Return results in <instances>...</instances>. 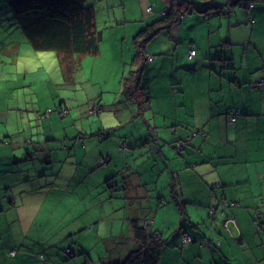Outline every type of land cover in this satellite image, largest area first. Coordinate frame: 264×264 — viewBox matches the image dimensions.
Listing matches in <instances>:
<instances>
[{"label":"crops","instance_id":"0c3cea01","mask_svg":"<svg viewBox=\"0 0 264 264\" xmlns=\"http://www.w3.org/2000/svg\"><path fill=\"white\" fill-rule=\"evenodd\" d=\"M89 1L94 14L102 9L101 0ZM106 5L112 8L121 5L125 17L128 15L130 18L128 20L144 24L159 15L158 11L169 8L172 0H106ZM148 5L152 6V12L146 11ZM233 11L234 17L229 14L226 20L223 15L227 12L210 15L191 9L184 13L179 23L162 29L145 43V50L152 58L146 60L141 74L144 88L151 97L141 113L135 101L128 99L123 103L125 96L120 85L121 75L126 71V67L120 66L121 61L126 64L123 52L114 60L112 77L119 78V89L105 102L102 101L103 93L100 94L99 105L102 108L97 114L114 112L116 116L112 117L115 122L109 115L99 124L100 128L115 126L117 132L113 139L102 141L104 145L92 158L97 163L92 164L94 167L90 170L98 169L104 177L92 188L104 184L107 177L115 181V188L101 197L98 204L103 205L106 199L111 204L114 200L116 204L109 209L93 210L90 216L91 232L95 231L96 239L99 231L105 232L106 229L110 236L116 234L119 237L122 228L117 227L114 233L113 227L114 221L121 219L128 222L134 247L136 241L132 235L131 219L138 218L141 222L150 220L151 207L155 208L154 216L163 207L161 213L168 220L167 228H172L174 222L178 227L182 223L186 228L179 227V230L171 233L168 239L172 241L163 247L159 264H264V215H261L263 220L259 226L263 232H257L253 224L257 222L260 199L264 197V84L255 83L264 76V7L254 4ZM104 16L108 19L110 13ZM124 27V31L121 30L116 37L121 41L122 48L132 34L127 24ZM193 27H200V31H195ZM190 43L196 49L194 56L188 55ZM0 78H4V75ZM24 78V84L33 82L26 79V73ZM5 86L10 89L7 84ZM6 89V94L0 95L1 104L11 101ZM57 98L59 102L56 106H65L68 110L67 95L60 97L59 94ZM16 101V106L0 109V138L9 136L15 140L16 147L22 149L21 154L16 156L15 153L13 157L15 170L12 171L17 172V178L13 179L16 180L15 190H20L28 180L21 179L24 174L22 168L27 167L25 170L28 171L29 160L36 158L29 149L36 146L35 142H41V137L48 141L43 148L42 159L37 158L36 161L59 160L53 145L61 142L62 134L56 132L54 127L65 124L67 112L59 120L56 113L45 119L39 96L37 108L30 109L34 114L23 113L29 111L23 97ZM16 112L18 116H14ZM230 112H235L234 120L230 119ZM87 113H91L90 110ZM134 117L138 118L132 121L133 127L129 133L123 132L122 126ZM194 130H203L204 133L192 136L186 141L185 148L175 152L174 142L186 140ZM20 132L24 134H20L18 141ZM118 134H131L135 142L149 136L156 145L159 143V149L145 151L150 165L145 166L143 171L140 164L136 170L134 168L138 162L136 150L129 152L128 162L116 157ZM26 137L30 139L29 142L24 140ZM106 153L114 156L105 166L97 167L99 156ZM21 162L27 163L23 165ZM162 162L163 166L159 168ZM5 164L4 160L0 162V174ZM125 164L128 166L124 167ZM48 168L45 166L43 171L46 172ZM121 173L122 177L119 176ZM27 175L30 176V173ZM160 177L163 183H158ZM4 183L7 184V181ZM53 186L46 183L38 193L42 189L54 190ZM21 191L26 195L23 203L18 204L11 199L9 207L15 208L16 219L22 222L21 229L28 233L32 223L27 224L30 216L23 212L24 206L29 209L33 205L34 209H39L36 203L39 194L31 200L33 190ZM153 194L157 196L156 205L151 201ZM220 195H223L222 201L234 202L235 205H220L217 201ZM136 199L145 201L149 205L148 211H142L143 204L136 207ZM0 201H4L1 195ZM213 203L217 207L211 212L209 206ZM3 208L4 204L1 203L0 211ZM88 209L86 207L81 214ZM103 220H106V227L102 224ZM155 224L156 218L151 219L150 228L163 235L161 224L154 229ZM3 229L0 227V234ZM182 231L191 235L193 241L183 245ZM79 248L85 256L82 262L85 260V264H88L90 257L84 251L89 248ZM117 249L125 254L129 250L123 247ZM71 252L75 254L74 250ZM115 256L118 255L110 254L105 261ZM40 259L44 264L46 258ZM102 264L105 263L102 261Z\"/></svg>","mask_w":264,"mask_h":264},{"label":"rangeland","instance_id":"374dc122","mask_svg":"<svg viewBox=\"0 0 264 264\" xmlns=\"http://www.w3.org/2000/svg\"><path fill=\"white\" fill-rule=\"evenodd\" d=\"M101 2L102 9L94 14L96 29L101 32L99 52L96 55H81L79 61L78 54L67 60V55L61 53L56 56V51L53 50L36 51L32 49L26 39L27 35H24L19 28H15L11 24L9 15L4 11L6 0H0V77L4 75L5 78H0V95L6 94L5 85L7 84L10 87V89H6L7 94L11 96V101L8 100L5 104L0 103V109L16 106V100L20 101L23 97L26 101L24 105L29 109V111L23 113L34 114L30 109L37 108V97L39 96L41 109L42 112H45V115L50 111L57 113L56 105L59 102V98H57L59 94L60 97L67 95V107L72 109L67 112L65 124H57L54 127L56 132L62 134L61 142L53 145L56 151L55 155H58L59 160L36 161L37 158L42 159V151L48 141L41 137V142H35L36 146H31L29 149L36 158L29 160L28 168L30 169L28 171L25 170L27 167L22 168L24 174L21 179L28 180L25 181V185L20 190H15L16 180L13 179L17 178V172L12 171L15 170L13 157L15 153H17L16 156L21 154L22 149L17 148L15 140L9 136L0 138L3 141L0 142V162L2 160L6 161L3 167L4 171L0 174V195L4 200L0 201V205L1 203L4 204L3 210L0 211V227H4V231L0 234V264H16L17 262H21V264H43L40 259L43 257L46 258L44 264H77L78 262L85 264V260L84 263L82 262L85 256L81 252L80 246L89 248L86 250L90 257L88 264H102V261L106 263L113 260V257H111V259L105 261L110 254L115 253L118 255L114 259L125 255L117 249L118 247H123L125 250L133 248L127 221L124 222L121 219L114 221V233L118 228H122L119 230V237L116 234L110 236L109 233H106V229L105 232L100 230V235L96 239L95 231L91 232L92 222H90V216L93 210L95 208H97L96 210L109 209L111 205L116 204L114 200L111 204L108 199L103 201V205L98 204L100 198L106 196L113 186L108 187L106 186L108 184L104 183L98 188H92L103 181L104 177L98 169H88L94 167L92 164L96 165L97 162H94L92 158L96 155L100 146L104 145L103 138L96 134L101 127L99 122L105 121L109 115L112 117L115 114L114 112L87 113V110H91L95 105L94 103H99L101 93L104 95L102 101L105 102L114 96L116 90L119 89V78L112 77L114 60L123 52L126 64L121 61L120 66L126 67V70L129 68V62L134 52L133 37L137 33L136 31L148 22L140 24L128 20L130 18L128 15L125 17L121 5L112 8L106 5V0H101ZM254 4L256 7H264L263 0H257ZM243 7L234 6L229 12L228 7L225 6L224 13H227L223 15L224 18L227 20L229 14L234 17L233 10L236 8L243 9ZM109 13L110 16L107 19V16L104 15ZM126 24L132 34L123 43L122 48L121 41L116 37L121 30L124 31V25ZM192 29L200 31V27H193ZM154 42L156 41L151 43ZM65 65H67V69ZM24 73H26V79L33 82L24 84L22 82L25 79ZM9 102L12 103L9 105ZM78 109L79 111H77ZM80 110H83V112ZM14 116H18V113L16 112ZM59 116L57 117L58 120L64 114L59 113ZM47 118L48 116L45 117V119ZM137 118L134 117L127 124H124L122 126L123 132L129 133L130 128L133 127L132 121ZM24 120L26 121L27 118ZM33 121L35 122V120ZM22 129L23 127L20 130ZM28 129L27 127L26 130ZM115 131L117 132L116 128L113 133ZM20 134H24V132L19 133L18 141H20ZM94 136L97 138L94 139ZM119 137H121L120 141H126L129 146L128 148L125 147L127 148L125 150L127 162L130 158L128 156L129 152L137 151L135 157L138 162L134 166L135 170L139 164L141 165V171L145 169V166L150 165L148 158L145 157V151L159 149V143L156 145L151 138L148 142H140V140L135 142L131 134H118ZM27 138H24V140ZM21 141H23V136H21ZM68 154L70 156L67 157ZM21 163L25 165L27 162ZM45 166H49L46 172L43 171ZM99 166L103 165L97 167ZM159 166V168H162L163 162ZM27 173H30V176ZM48 173L58 174L50 175ZM119 176L122 177V173ZM4 181H7V184ZM160 182L163 183L161 177L158 183ZM46 183L53 184L54 190L42 189L41 193H38L40 187H44ZM21 189L33 190L30 195L31 200L36 197V194H39L36 197V203L40 206L39 209H34L33 205L29 209L24 206L23 212L28 213L30 216L27 224L32 223L28 233H24L21 229L22 222L20 223L16 219L15 208L9 207V200L11 199H15L18 204L23 203L26 195L22 193ZM151 201L156 205L157 196L154 195ZM139 204L144 205L142 211H148L149 205L145 201L136 199L134 205L139 207ZM86 207H89V209L81 214ZM154 209V207H151L150 213V219L154 220L156 218L154 229L158 224H161V229L164 230L163 236L165 238L170 237L171 233L176 232V229H178L177 224L174 222L172 228H167L168 220L161 213L163 207L159 208L156 216H154ZM40 224L41 227L39 228ZM102 224L106 227V220H103ZM253 224L257 232H263L256 221ZM202 226L208 230L207 226L204 224ZM101 235H103V238H101ZM67 247L74 250L75 254L73 255L70 252L68 255L65 252ZM40 254L43 257H40Z\"/></svg>","mask_w":264,"mask_h":264},{"label":"trees","instance_id":"16d2710c","mask_svg":"<svg viewBox=\"0 0 264 264\" xmlns=\"http://www.w3.org/2000/svg\"><path fill=\"white\" fill-rule=\"evenodd\" d=\"M255 1L257 0H172V5L169 8L158 11L159 15L143 25L133 37L134 52L129 62V68L120 78L121 89L125 96L123 103H126L128 99L135 101L139 106V113H141L145 108V103L149 100L148 98L151 97L144 88L141 73L146 64V60L152 58V55L147 54L145 50V43L156 33L168 28L174 23H179L184 13L191 9L211 15L224 13L225 6L230 11L234 6L250 7L254 5ZM4 11L9 15L11 24L15 28H19L24 35H27V41L30 43L31 48L36 51L53 50L56 51V56H59L61 53L62 55H67V60L75 56V54H78L79 61L81 59L79 56L81 55H96L99 52L101 32L96 29L94 9L89 0H6ZM152 11L153 8L151 6V10L147 12ZM191 48L196 52L193 43H190L188 55L194 56L189 54ZM65 67L67 69V65ZM94 104L90 112L97 114L102 107H100L101 105L99 103ZM63 107L60 108V106H57V113L55 112L57 117H60L59 113L65 116L66 112L70 111V108L67 110L65 106ZM51 114L52 111L48 112L46 116L50 117ZM114 130L115 126L103 127L99 128L96 134L103 138V141L107 139L111 140L115 137ZM198 133L202 135L204 131L194 130L187 136L186 140H176L173 145L175 151L179 152L180 149L185 148L186 141ZM96 138L94 136V139ZM120 138H118L116 144V152L118 153L116 157L125 160V150L129 146L127 145L128 143L126 144V141H120ZM143 138L140 142H148L152 139L149 136ZM29 141L30 139L27 138L26 142ZM113 156L114 154L109 153L100 155L98 165L106 164ZM126 166L128 165L125 164L124 167ZM88 169L90 170L91 168ZM114 182L113 178L107 177L105 179V184H108L106 185L108 187L113 186ZM112 188L114 189L115 187L113 186ZM222 198L223 195L217 198L220 205H224V202H226L222 201ZM263 200L264 197L260 199V201ZM216 204H210L209 210L211 212L216 209ZM179 210L182 214L181 207H179ZM257 210L263 211L259 207H257ZM262 214L264 215V211ZM184 217L186 216L184 215ZM150 220L145 219L141 222L138 218L131 219L132 235L136 241V245L124 256L110 260L105 264H159V257L163 247L172 240L165 238L157 230L151 229ZM210 226L212 227L214 225L210 224ZM179 227L186 228L182 223L179 224ZM179 227L176 231L179 230ZM181 233L187 234L184 231ZM189 236L191 237L190 241H193L192 236ZM70 250L68 247L65 248V252L68 255L71 252ZM84 252L87 254L86 250ZM40 257L43 256L40 254Z\"/></svg>","mask_w":264,"mask_h":264},{"label":"built area","instance_id":"2783aa9c","mask_svg":"<svg viewBox=\"0 0 264 264\" xmlns=\"http://www.w3.org/2000/svg\"><path fill=\"white\" fill-rule=\"evenodd\" d=\"M150 10H151V6L148 5L146 7V11H150ZM189 54L190 55H194L195 54V51H194L193 48L190 49ZM256 84H258V85L264 84V76L262 78H260L259 80H257L256 81ZM230 113H231L230 119L234 120L235 119V112H233V113L230 112ZM263 181H264V179H263ZM233 204H234V202H228V201L224 202V206L233 205ZM260 208H262V210L264 211V200L260 202L259 209ZM262 212L260 210H257V215H256L257 218H256V220H257L258 226H261L260 224H261V222L263 220L262 217H261V213ZM190 240H191L190 236H188V235L185 234L183 236V241H182L183 242V245L187 244Z\"/></svg>","mask_w":264,"mask_h":264},{"label":"clouds","instance_id":"9594fccd","mask_svg":"<svg viewBox=\"0 0 264 264\" xmlns=\"http://www.w3.org/2000/svg\"><path fill=\"white\" fill-rule=\"evenodd\" d=\"M261 78H262V77H261ZM258 80H259V79H258ZM255 83H256V82H255ZM184 235H185V234H184ZM184 235H183V236H184ZM186 235H188V234H186ZM188 236H189V235H188ZM190 238H191V237H190Z\"/></svg>","mask_w":264,"mask_h":264}]
</instances>
